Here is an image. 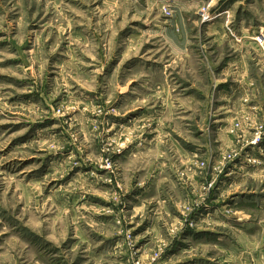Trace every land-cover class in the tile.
Instances as JSON below:
<instances>
[{"label":"rangeland","instance_id":"obj_1","mask_svg":"<svg viewBox=\"0 0 264 264\" xmlns=\"http://www.w3.org/2000/svg\"><path fill=\"white\" fill-rule=\"evenodd\" d=\"M157 2L0 0V219L13 230L0 235V264H10L5 254L12 245L33 248L50 264H264V129L251 142L264 111L259 97L235 102L249 81L252 87L257 81L264 84L259 74L264 34L259 30L248 41L251 48L233 50L218 66L229 73L218 85L228 98L217 102V122H208L213 151L205 167L200 164L209 148L201 146L199 128L186 137L183 130L166 129L160 136L150 131L154 124L144 127L142 139L156 137L161 145V162L163 145L171 138L175 167L170 171L180 197L174 203L161 199L143 206L145 197L134 199L143 192L135 182L121 195L115 174L88 160L89 153L79 147L83 136L73 140L83 125L69 121L81 112L90 120L106 121L108 137L120 132L121 124L131 129L129 121L149 114L147 100L133 98L130 104L126 98L138 83L131 79V69L156 62L142 57L156 48L153 39H158L137 46L151 26L145 23L148 17L133 16ZM234 3L218 0L212 12L230 11ZM156 11L152 9L153 16ZM109 18L116 46L103 73H97L101 87H95L88 81L97 58L76 50L86 43L90 47L95 29L107 27ZM106 76L115 91L108 103ZM159 99L163 102L165 94ZM135 143L130 140L128 147ZM144 165L153 167L151 156ZM5 202L15 203V215Z\"/></svg>","mask_w":264,"mask_h":264},{"label":"clouds","instance_id":"obj_2","mask_svg":"<svg viewBox=\"0 0 264 264\" xmlns=\"http://www.w3.org/2000/svg\"><path fill=\"white\" fill-rule=\"evenodd\" d=\"M8 2L11 4V0ZM217 3L218 0H158L155 4L149 3L146 12H135L134 19L148 17L145 23L151 26L140 36L137 46L140 42H147L148 39H158H153L156 48L142 57V60L155 57L156 62L151 65L141 64L131 69V79L138 83L136 88L132 89V97L126 100L130 104L133 98L139 103L147 100L150 110L149 114H141L140 117L129 121L128 123L132 124L131 129L121 124V131L113 137H108L106 133L109 128L104 120H90L81 112L78 118L69 121L73 123L78 120L83 125L77 130L73 140L75 141L77 136H83L79 147L89 153L87 159L108 167L115 174L118 184L121 185V195L127 194L135 182V187L142 188L143 192L134 199L140 200L141 197H145L141 201L143 206H149L153 202L160 203L161 199L171 204L180 198L170 171L175 167L172 164L175 157L172 155L170 136L167 138L168 144L163 145L164 160L161 162L157 159L162 154L161 145L156 142V137L150 141L142 139L144 127L154 124L156 127L151 128L150 131L158 132L160 136L166 135V129L172 132L183 130L186 137H189L190 129L199 128L204 134L201 138L203 143L201 144V140L195 143L209 148V152L203 158L204 163L200 164L201 168L205 167L213 151L208 143L212 135L208 122H217L215 117L220 111L216 107L217 102L228 98L221 95L224 90L218 85L228 77L229 73L223 72L222 68L218 70V66L226 55L233 54V50L251 48L248 41L255 38L257 30L264 34V0H235L230 11L217 9L213 13L212 9ZM241 5L244 8L237 19L236 13ZM153 8L157 9L155 16L152 14ZM112 23L113 21L109 18L107 27L95 29V33L98 34L91 37L90 47L86 43L76 50L97 58L94 71L89 73L88 81L95 87H101L97 83V73H103L116 46L115 31H109ZM249 33H252V36H249ZM224 35L231 38L225 41ZM261 55L264 56V49ZM44 64H47L46 59H42V65ZM235 67V65L232 66L233 69ZM229 71L234 79H239L237 72L231 69ZM259 74L264 75V59L259 60ZM124 83L126 84L127 81ZM256 84V87H252V81H249L244 87L245 95L237 97L235 102L242 105L244 99L256 100L259 97L258 103L264 111V84H260L259 81ZM111 85L112 81L106 76L103 86L109 89L111 94L108 95L105 103H108L115 95V91L110 89ZM77 92H79L78 89ZM162 93L165 94L163 102L159 99ZM248 93H251L250 97ZM157 105L160 107L157 108ZM88 107H91V103ZM92 110L97 113L101 111L100 108ZM104 111L107 112V109ZM112 111L114 112L115 109ZM260 119L261 124L257 128L255 138L251 141L253 143L259 139L261 130L264 129V115ZM236 126L240 127L239 124ZM130 140H135L137 143L128 147ZM97 142L102 147H95ZM239 146L238 144L237 148ZM126 148L127 151H125ZM114 154H118L115 159H113ZM233 154H236L235 149ZM105 155L107 158H104ZM149 156L152 157L153 167L145 168L144 160ZM210 187L211 185H208V188ZM196 203L199 204L200 201ZM4 206L9 209L11 215H15L13 211L16 207L15 203L5 202ZM20 218L17 217V219ZM0 225H4L3 219H0ZM11 231L13 230L4 225L0 229V235ZM10 239L14 241L15 236L13 235ZM131 243L129 241V246ZM5 260L10 261V264H50L48 257L24 245L8 247Z\"/></svg>","mask_w":264,"mask_h":264}]
</instances>
